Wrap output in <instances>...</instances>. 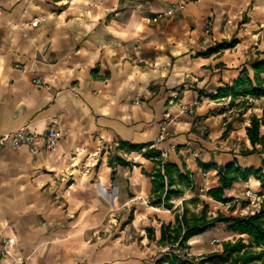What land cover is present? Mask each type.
I'll return each instance as SVG.
<instances>
[{
    "label": "crops",
    "instance_id": "crops-1",
    "mask_svg": "<svg viewBox=\"0 0 264 264\" xmlns=\"http://www.w3.org/2000/svg\"><path fill=\"white\" fill-rule=\"evenodd\" d=\"M36 19L44 21L34 28ZM233 40L234 48L205 56ZM256 60H264V0H0V240L16 239L24 264H134V245L90 242L111 208H134L127 227L143 216L137 208L162 213V223L174 217L149 206L151 160L123 153L133 165L110 167L106 150L152 144L165 161L185 164L197 186L188 201L208 197L236 160L260 168L263 155L241 154L253 150L246 129L264 98L243 109L214 99ZM185 104H195L194 115L180 114ZM51 129L62 135L55 154L13 150L12 134ZM252 186L262 191L252 178L224 200Z\"/></svg>",
    "mask_w": 264,
    "mask_h": 264
},
{
    "label": "trees",
    "instance_id": "trees-1",
    "mask_svg": "<svg viewBox=\"0 0 264 264\" xmlns=\"http://www.w3.org/2000/svg\"><path fill=\"white\" fill-rule=\"evenodd\" d=\"M237 43L236 40L229 43L222 42L209 49L205 56L234 48ZM228 98H230V106H236L238 109L247 107L249 98H264V60L252 62L230 86H226L214 96L215 100ZM250 121L246 135L253 150L242 152L243 157L262 155L264 152V110L261 117L253 115ZM115 151L116 154L109 161L110 167L133 165L122 157L123 153H140L154 163L153 171L144 173L152 183L149 206L169 211L174 217L172 222L161 224L158 240L153 228L146 230L151 243H155L161 249L168 248L167 254L158 260L157 264H264V208L250 216L235 218L219 213L216 217H212L208 214L207 205L203 204L200 214L192 213L188 209V204L199 203L197 197L184 201L181 208H175V200L184 198L187 192H196L194 174L185 164L180 167L165 161L162 153L153 148L152 144L134 145L122 141L116 146ZM218 177L219 186L211 188L207 196L219 203H227L224 200L225 191L232 189L235 183H248L252 178L260 182L261 190L264 192V159L258 169H243L236 160L233 164L222 167ZM133 220L134 217L130 216L125 225H129ZM219 225L225 226L227 232L240 238L235 242H223L221 252L197 258L189 257L184 253L192 239L205 235Z\"/></svg>",
    "mask_w": 264,
    "mask_h": 264
},
{
    "label": "rangeland",
    "instance_id": "rangeland-1",
    "mask_svg": "<svg viewBox=\"0 0 264 264\" xmlns=\"http://www.w3.org/2000/svg\"><path fill=\"white\" fill-rule=\"evenodd\" d=\"M254 53L256 54V52ZM253 104L255 105V109H259L260 107H262V104L260 102L259 103L253 102ZM256 112L257 110L252 112H247L245 114V118L250 117L252 114H257ZM225 122L226 125H224V128L226 129L228 128L227 126L229 125V123L227 121ZM106 151H109V155L116 154L115 147L114 149H108ZM109 155L106 154V156ZM121 155L123 156V154ZM262 155L264 157V152ZM124 157L125 159L127 158L126 156ZM251 188L252 189L250 190L258 192L264 197L263 191H260V189L255 190L253 186ZM245 193L244 191H242V194L239 195L238 198L234 199L233 201H225L227 203H219L216 201L213 202L211 198L204 196V198L199 199L200 200L199 203L195 205L188 204V209L192 213L200 214L204 204L208 206V214L209 216L212 217H216L219 213L235 218L254 215L255 213L258 212V210L252 207L250 201L247 200ZM191 196H193L192 193L186 194V196L183 199L180 198L178 200H175L174 202L176 206L178 205L181 208L183 204L182 201L184 199L188 201L187 199H189ZM263 206H264V199H263ZM111 209L112 210L109 213L108 218H106V220L104 221L103 226L97 231L96 237L93 238V240L90 239V242L91 241L103 242L105 247L110 246L117 248L134 245L135 246L134 250L131 251V255H133L131 256V259L136 260L134 264H157V261L167 254L168 248L161 249L155 243H150L149 240L145 238V236L147 235L145 230L148 227H152L154 230L160 229L162 220H164L165 218L162 213H158V211H154L155 212L154 213L153 211L147 208H143V209L137 208L135 212V216L136 214H141V213L143 216H141L140 219H138L135 222L134 227L132 226L127 227L125 226L126 220L130 216L134 215V208L116 207ZM156 213L159 214L160 220L157 218L158 215ZM239 238L240 237L238 235L227 232L225 226L219 225L217 226L216 229L210 231L206 235L192 239L188 243V249L184 253H187L189 257L197 258L202 255L221 252L223 242H227V241L235 242ZM121 257L122 256H119L118 260L120 261L124 260ZM122 263L113 262V264H122Z\"/></svg>",
    "mask_w": 264,
    "mask_h": 264
},
{
    "label": "built area",
    "instance_id": "built-area-1",
    "mask_svg": "<svg viewBox=\"0 0 264 264\" xmlns=\"http://www.w3.org/2000/svg\"><path fill=\"white\" fill-rule=\"evenodd\" d=\"M176 9H184L183 5L172 7L169 10L162 12L156 16L155 22L166 17H170L174 14ZM44 19H36L31 23V26L36 28L43 22ZM206 34H209L206 32ZM40 81L37 80L36 84ZM195 104L181 105L180 114H188L190 116L195 114ZM168 136L167 127L162 126L160 129L159 140H165ZM12 141V148L14 151H21L27 149L31 156L37 157L41 154L53 155L55 154L60 146L62 135L59 130L51 129L44 135L31 134L25 130L14 133L10 136ZM201 194L205 192L204 189L199 191ZM247 200L250 201L253 208L257 209L258 212L264 208L263 199L264 197L253 190H247L245 193ZM17 242L14 238H4L0 240V260L9 261L11 264H24V261L19 257H14V250L16 249Z\"/></svg>",
    "mask_w": 264,
    "mask_h": 264
}]
</instances>
